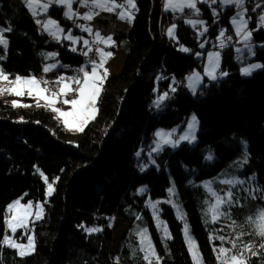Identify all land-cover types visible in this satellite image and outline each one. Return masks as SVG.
Instances as JSON below:
<instances>
[{
    "label": "trees",
    "instance_id": "1",
    "mask_svg": "<svg viewBox=\"0 0 264 264\" xmlns=\"http://www.w3.org/2000/svg\"><path fill=\"white\" fill-rule=\"evenodd\" d=\"M135 4L131 22L116 33L111 46L95 41L103 44L99 49L120 48L125 55L120 71L103 80L98 112L83 131L67 129L35 97L26 95L25 103L13 106L16 96L0 91V264H149L136 222L151 235L156 251L155 256L149 253L151 264H193L186 224L202 264H221L218 250L231 249L230 241L237 247L229 256L251 243L258 254L244 250L248 264H264V239L247 219L264 209V0L247 1L252 50L240 52V42L225 35L218 45L225 48L220 72L227 75L197 93L185 78L205 65V55L194 54L197 26L166 10L164 0ZM199 5V17L212 26V37L216 39L220 23L234 35L230 17L235 7L217 5L215 16L216 4ZM48 14L70 23L63 5L51 3ZM172 24L175 36L168 33ZM0 29L7 40L6 47L0 44V64L10 77L42 73L50 51L62 63L50 67L57 76L67 65H92V50L85 55L72 49L71 42L40 31L24 0H0ZM247 57L261 67L243 74L241 59ZM173 77L178 79L175 89ZM156 87L169 93L159 106ZM193 113L199 120L196 142L165 146L153 154L158 165L142 170L137 153L149 145L154 129L178 124ZM208 149L214 151L213 160L206 158ZM50 183L54 192L46 200ZM229 191L231 202L219 207L225 215L213 222L215 193L227 201ZM16 198L44 202V216L32 223L34 250L23 256L3 242L7 208ZM114 217L130 223L119 241L109 227ZM90 225L99 231H87ZM241 232L245 235L237 239Z\"/></svg>",
    "mask_w": 264,
    "mask_h": 264
},
{
    "label": "rangeland",
    "instance_id": "2",
    "mask_svg": "<svg viewBox=\"0 0 264 264\" xmlns=\"http://www.w3.org/2000/svg\"><path fill=\"white\" fill-rule=\"evenodd\" d=\"M23 0H19V2H22ZM26 2V0H24ZM44 1V0H43ZM46 1H52V3H56L59 5H63L62 3H58L56 2V0H45ZM125 0H104V2L106 3V7L105 8H100L97 7L94 3L93 0H87V3H84V0H72L71 3V8L68 7L67 3H65L64 6V18L67 19L68 21H70L69 25H65L62 24L60 22V20L56 19L54 16L47 14V15H38L37 17H35V22L37 20H39L41 23H37L38 28L40 29V31L48 34L49 36H51L53 39L55 40H67L69 42H71V48L74 50H82L85 51V53H88L91 50V46H90V42L92 40L94 41H101L97 39V33L102 34L101 37L102 42H104L105 40H107L108 37L110 36V32L105 31V26L104 25H100L96 22V17L97 15L100 13L102 14V12H111L108 11L107 8H112L114 10V7L117 8V10H122L125 9L126 13L128 14V12L130 13V15H134L135 9L134 8H130L127 7L126 5H124ZM168 3L171 5L170 8H172L173 10L171 11H175L177 14H182L183 17L187 20V22L192 21L195 23H191L193 26H197V33H198V49L195 50L194 54L197 55L198 57H201L202 55H205V65L203 67V69H195L193 71H190L186 76V80H187V87L197 93L199 91V89L201 88L202 85H209L210 82L212 80H217L219 78L223 79V75H221L222 73L225 72H220V68L222 65V55H221V51L218 49L217 45L218 43H222L221 40H223L225 38V35L229 36L230 39H237L240 41V45H239V49H242V52L245 53L246 51L249 52V50H252V31L251 28L249 27V23H250V19L251 17L248 15V7H247V1L248 0H243V3L240 5H237L234 0L232 3H228L225 4L223 2V0H215V2H213V4H216L214 7H212V11L214 13L215 16H217V14L220 12L219 7L217 5L222 6L223 8H227L229 6H233L235 7V12L231 15L230 17V24L233 28V34L228 33V29L227 26L222 25L221 23L218 24V26H216V39L214 37L211 36L210 34V27H212L210 24H207L206 20L203 19L202 17H199V12H200V3H208L207 0H196V6L195 8H191L187 6V0H167ZM220 4H217V3ZM135 3V0H134ZM51 7V4L49 5ZM198 10V11H197ZM71 12L72 15L69 17L67 15H65L66 12ZM128 11V12H127ZM124 14V11H122ZM243 14L242 16L240 14ZM86 14H91L92 15V19L88 20L85 19V15ZM125 14V15H127ZM262 17H264V13L260 14V20L262 22ZM233 18H235L237 21H243L245 22L243 30L240 32V34H237L236 28L237 25L233 24ZM118 21H120L122 18L121 16L118 17ZM55 21L56 23L52 26H50L49 29H45L44 24L47 21ZM128 22H131L129 19H126ZM203 23H200V22ZM122 22V21H121ZM128 22H124L127 26H128ZM264 23V22H263ZM112 26H115L117 29H125L127 28L125 24L120 23V22H115L114 19L111 22ZM232 28H230V30H232ZM59 29V30H58ZM86 29H91V31H87ZM172 30L171 34L169 33V30ZM62 30V31H60ZM176 26L175 24H172L169 26L168 28V33L171 36H175L176 34ZM221 32L224 33L223 36H221ZM245 33H250L251 35L245 39ZM71 36L72 39H69L68 37ZM5 39V37H3ZM92 39V40H91ZM84 41H88L87 44L84 43ZM221 41V42H219ZM105 43V42H104ZM113 44V38L111 37V40L108 41L106 43V45L111 46ZM5 46V45H4ZM99 50H103V52H110L111 53V57L107 56V57H102L100 51H97V53L99 54V61L96 63L97 65V72L99 75L103 76L104 75V70H107V74L108 73H118L120 71V59L118 53H114V50L112 49H99ZM113 51V52H112ZM46 57L47 59H45L46 64L45 66L50 67V66H54L51 68L54 69H58L60 68V66L62 65L61 61L57 59V55L55 52H47L46 53ZM52 54V55H49ZM253 51H252V55L253 56ZM109 57V58H108ZM103 58L104 63H103V67H99L101 59ZM110 60V61H109ZM108 61V62H107ZM241 61L243 62V68H248L251 65H261V63L259 61H255L253 59L250 58H244L241 59ZM72 67V65H70ZM75 67H85L87 66L86 62H81L77 65H74ZM92 67L93 65L89 66L86 72L91 73L92 72ZM242 68V69H243ZM258 68H254L251 70V72H253L254 70L259 69ZM0 70H2V66L0 64ZM60 74H58V76L56 77V81L59 82V87L53 91H49V89L45 88V85L43 84V79H41V83L39 85L40 88L42 89H46V91L44 92V95L48 96L49 98L52 97V93L56 92L59 93V89L63 86V84H68L71 88L75 89L77 87H79L78 84L75 83L76 80H80L81 83L83 82V77L84 74H79L77 72H71L68 71V68H64ZM3 72V71H2ZM209 72H212V75L215 76V79H213L211 76L208 75ZM250 72V73H251ZM5 76H7V80H0V87L1 89H11L16 87V84L14 83L16 80V77H10L7 74H4ZM33 76V75H32ZM31 77H27V76H19L21 77L22 81L26 80V79H30ZM34 77V76H33ZM225 77V76H224ZM61 78H63V80H61ZM103 82V81H102ZM178 82L177 77H173L172 79V88H176L175 87V83ZM53 87H56V85H54ZM100 88H102V83L100 84ZM24 91V95H16L15 93L9 92V91H3L6 93H10L14 96H16L14 98V100L17 103H25L24 96L28 95L27 94V87L23 88ZM155 91L157 92L155 98H154V102L155 104L158 103V105L160 103H162L168 96L169 93L166 92L165 90H162V92H159L160 89L158 87H156ZM101 92V91H100ZM99 92V94H100ZM74 94H72L71 96H69V92L66 95H58L57 102L54 105H50L47 103V101H45L42 97L37 96L35 94V92H33V94L31 95V97H35L37 100L41 101L42 103H45L47 105L48 108H50L53 111V107L55 108H59L62 111H70L72 108V105L70 104H64L63 100L64 99H73L76 98V96H78V93L72 92ZM166 94V95H165ZM29 96V95H28ZM98 98L99 95L96 98V102L94 107L97 109L95 115L98 112ZM162 98V99H161ZM55 117L57 118V120L62 123L67 129L71 130V131H80L78 130V125H79V121H72L71 118L70 119V124L69 125H65L63 123V117H61L59 115V113L53 111ZM193 115H195L198 123L194 129V132H192V134L195 135V140H191V139H184L181 140L180 137L185 136L186 134L190 133L189 130V123L192 121V117ZM91 120V119H90ZM89 122V121H88ZM87 122V123H88ZM84 124L83 125V129L84 127L87 125ZM199 130V120L196 114H191L189 115L186 119L182 120L181 122H179L178 124L172 125V126H157L154 129L153 132V137L150 140V143L148 146L142 145L140 146L138 153H140L139 157H142V162H141V169H146L152 165H158L157 160L153 157V154L161 151L165 146H176L178 144H181L183 142H189V143H195L196 142V136ZM160 131L163 132L165 134L171 133L170 136L165 135L164 137H158L156 135V133ZM164 140H170L171 143H164ZM178 141V143H176ZM157 142H160L161 146L158 150L153 151L154 148H156ZM211 155L212 159H208V160H213L215 158V154L213 149H208L207 153H206V158ZM154 161V162H153ZM51 184V189L49 188V185ZM48 185L47 191H46V200L49 199V197L53 194L54 192V184L50 183ZM205 184H207L210 187V190L212 191V193H214L213 189L210 186V181L207 180L205 181ZM217 197H220L217 193H215V198L217 200ZM15 201H19L20 205H28L29 202H31V208L28 209L29 211V215L27 216V219L25 220V224L23 227H17L15 232H12V230L8 227V221L10 219H13L14 217L18 216L23 209L20 208L19 206H15L12 209L9 208V205H13ZM217 203V202H216ZM8 205L7 211V236L11 238L12 241H15V243L19 244V245H24V246H28L29 245V237H32V246L30 248H25V249H20V248H16L18 253H20L21 250H24L28 253L32 252L34 250V246H35V234H34V224H32L33 222L41 219L44 216V202L42 200H25L22 198H16L14 199L10 204ZM37 206H41L40 208H38ZM42 209V211H41ZM37 211H41V216L40 218H37L36 216V212ZM14 219H13V223H14ZM158 224H161L159 221H157ZM142 222H136L135 226L139 227V235L141 233L142 230H145L146 228L142 227ZM187 225V224H186ZM134 226V227H135ZM109 227L112 228L114 230V236L116 238V241H119L121 236L128 232L129 228H130V223L127 220H122L119 219L117 217H114V219L112 220V222L109 224ZM95 226H86V230L88 231V229H94ZM187 229H188V235L190 237L191 233L189 231V227L187 225ZM21 230V231H20ZM147 230V229H146ZM165 230V228H164ZM165 234H167V231H165ZM147 237L150 239L151 244L154 248L153 245V241L151 238V235L149 233V231L147 230ZM186 237V235H185ZM141 241H142V237L140 235ZM188 241V238H187ZM144 249H147V241H144L142 243ZM155 251V249H154ZM156 252V251H155ZM192 254V253H191ZM156 255V253H155ZM101 264H107L102 262Z\"/></svg>",
    "mask_w": 264,
    "mask_h": 264
},
{
    "label": "snow or ice",
    "instance_id": "3",
    "mask_svg": "<svg viewBox=\"0 0 264 264\" xmlns=\"http://www.w3.org/2000/svg\"><path fill=\"white\" fill-rule=\"evenodd\" d=\"M56 2L62 3V4L67 3L68 7L71 8L72 0H56ZM127 2L132 8H135L134 0H127ZM213 2H215V0H213ZM223 2L225 4H228V3H232L233 0H223ZM234 2L237 5H240L243 3V0H234ZM26 3L28 4V7L30 9L33 8V0H26ZM37 3H38V0H37ZM84 3H87V0H84ZM93 3L97 7H100V8L106 7V3L104 2V0H93ZM169 6H171V5L166 4V8ZM187 6L191 7V8H195L196 0H187ZM42 7L46 10L48 5L44 4ZM107 10L112 11L113 9L107 8ZM33 14L35 15L36 12L33 11ZM65 15L70 17L72 15V13L69 11V12H66ZM240 15L242 16L243 14L241 13ZM129 16H130V14H129ZM84 18L91 20L92 15L86 14ZM121 18H124L123 13L121 14ZM261 19H262V22H264V17H262ZM36 22L41 23L39 20H37ZM232 22H233V24L237 25V28H236L237 34H240V32L243 30L245 22H243L242 20L237 21L235 18H233ZM55 23H56L55 21L49 20V21L45 22L44 27H45V29H49L50 26L54 25ZM189 23H195V22L189 21ZM200 23H203V22L201 21ZM86 30L91 31V29H86ZM2 31L3 30L0 29V33H2ZM60 31H62V30H60ZM171 32H172V30L170 29L169 33L171 34ZM96 35H97L98 40L103 39L102 37H100L99 33H97ZM220 35L223 36L224 33L221 32ZM250 35H251L250 33H245L244 38L247 39ZM68 38L72 39L71 36H69ZM110 40H111V37H108L107 40H105L104 42L107 43ZM84 43L87 44L88 41H84ZM0 44L5 45V47L7 46V40L4 39L2 35H0ZM185 50H187V49H185ZM98 51H100L102 57L111 56L110 52L105 53V52H103V50H98ZM49 55H52V54H49ZM85 55H87V53H85ZM91 63L93 65L92 72L91 73L86 72V71L84 72V77H83L82 83L80 80L75 81V83L78 84L79 87L73 89L68 84L65 83L59 89V93H56V92L52 93L51 98L44 95V92L46 91V89L40 88L39 85L41 82L37 81L34 77L22 81L21 77L17 76L16 80L14 82L16 84V87L11 88V89H0V91H9V92L15 93L16 95H24L25 93L23 91V88L27 87V94L29 96H31L33 94V92H35V94L37 96L42 97L50 105H54L57 102L56 98L58 97V95H66L68 92L78 93V96H76V98L63 100L64 104L72 105V108L70 111H62L61 109L55 108V107H53V111L59 113V115L61 117H63V123L65 125L70 124L69 118H71L72 121H79L80 123L78 125V130L83 131V125L86 124L90 119L95 118V113H96L97 109L94 107V105L96 102V98L99 95V92L101 91L100 84L106 78V75H107L106 69L104 70L103 76L99 75L97 72L96 62L92 61ZM103 63H104V60L102 58L99 67H103ZM50 67H54V66H50ZM258 67H261V65H251L248 68H243L242 73L243 74H250L252 69L258 68ZM48 70H49L48 68L45 69V71H48ZM81 71H83V69H81ZM208 75L211 76L213 79H215V76L212 75V72H209ZM221 75H227V73H222ZM0 80H7V76H5L3 74L2 70H0ZM61 80H63V78H61ZM44 83H47V82L45 81ZM13 106H17L16 101H13ZM157 106H159L158 103H157ZM197 123H198V121H197L195 115H193L192 121L188 125L190 133L186 134L185 136L180 137V139L181 140H184V139L195 140V135L192 134V132H194V129H195ZM156 135L158 137H164L165 135L170 136L171 133L165 134L163 132L158 131L156 133ZM164 143H171V141L170 140H164ZM176 143H178V141ZM160 146H161L160 142H157L156 148H154L153 151L158 150L160 148ZM137 155L139 156L140 153H137ZM207 159H212V156L209 155L207 157ZM224 183L235 184L237 182L236 181H224ZM239 183H243V181H240ZM49 188L51 189V184L49 185ZM140 191H144V189H141ZM169 191L171 192L172 189H169ZM227 196H228L227 201H225L222 197H217V203L212 206V210H213L212 220H213V222H215L217 219H219V217L221 215H225V213L219 212V207L221 204L231 202V200H232L231 191H229L227 193ZM15 206H19L20 208L23 209V211L18 216L13 218L15 221L14 223H13V219H10L8 221V227L12 230V232H15L17 227H23L24 226L25 220L27 219V216L30 214L28 209L31 208L32 205H31V202H29L28 205H20L19 201H15L13 205H9V208L12 209ZM37 207L40 208L41 206H37ZM152 207L155 208V204H153ZM41 211H42V209H41ZM41 211L36 212L37 218H40ZM247 219H248L249 223L254 225L255 234L258 235L259 237H261L262 239H264V209L259 210V212L257 213L255 218H253L252 216H249ZM233 223H235V222L233 221ZM88 231L89 232L99 231V229H88ZM165 231H166V229H165ZM140 235L142 237V243L144 241H147V249H146V254L144 256V259L148 260L149 264H151V260L149 259V253L152 256H155V251H154V248L151 244L150 239L147 237V230L146 229L142 230ZM185 235L188 238L189 250L192 253V257H193V264H202V256L199 253L198 246L196 245L194 239H192L188 235L187 225H185ZM243 235H245V233H243V232L239 233L237 239H239ZM218 238L222 241L225 239L224 236H220ZM28 239H29V245L28 246L19 245V244L15 243V241H12L11 238L8 236L4 237L3 242L5 244H8L11 247H14V248L25 249V248H30L32 246V239L33 238L29 237ZM230 243L232 244L231 249L221 246L218 250L217 259L221 261V264H248V260L244 256V250L251 252L252 255L258 254L257 252L252 250L254 247L253 244L245 243V244H243L242 250L236 251L234 254L229 256L228 253L231 252L233 249H236V247H237L235 241H230ZM260 248L264 249V243L260 244ZM19 254L21 256H23V255H26L27 252L24 250H21ZM157 259H159V257H157Z\"/></svg>",
    "mask_w": 264,
    "mask_h": 264
},
{
    "label": "crops",
    "instance_id": "4",
    "mask_svg": "<svg viewBox=\"0 0 264 264\" xmlns=\"http://www.w3.org/2000/svg\"><path fill=\"white\" fill-rule=\"evenodd\" d=\"M124 2V5H126L127 7H130V8H132L129 4H128V2H127V0H125V1H123ZM52 3V1H46L45 2V0L43 1V0H38V3H37V0H33V8L32 9H30L29 7H28V4L25 2V4H26V6L28 7V9H29V11H30V14H31V16L35 19V17H37L39 14L40 15H47L48 14V12H49V9H50V4ZM44 4H47L48 5V7H47V9L45 10L42 6L44 5ZM166 4H169L168 3V1L167 0H164V8L166 9V10H173L172 8H170L171 6H169V7H167L166 8ZM63 5L65 6V3H63ZM135 6H136V4H135ZM135 9V8H134ZM33 11H35L36 12V14L34 15L33 14ZM122 11H124V18H122L120 21H118L119 19H118V17L119 16H121V14L123 13ZM128 12V11H127ZM101 13V12H100ZM98 14L97 15V17H96V22L98 23V24H100V25H104L105 26V31H108V32H110V36L114 39V36L116 35V33L117 32H119V31H125L127 28H125V29H117L115 26H112V24H111V22L113 21V19H114V21L115 22H120V23H123V24H125L124 23V19H126V18H132V15H130L129 16V12H128V14L126 13V10L125 9H122V10H117V8L116 7H114V10H112L111 12H102V14ZM125 14H127V15H125ZM122 21V22H121ZM126 25V24H125ZM126 27H128L127 25H126ZM101 35L102 34H100V37H101ZM102 41V40H101ZM239 41V40H238ZM240 42V41H239ZM112 50H114V53L116 54V53H118V55H119V58L118 59H120V63L119 64H122V61H123V59H124V52L122 51V49H120V48H115V49H112ZM242 51V49H240V52ZM113 52V51H112ZM105 53H108V52H105ZM98 56H99V54H98ZM111 57V56H110ZM109 58V57H108ZM99 59H100V57H99ZM110 61V60H109ZM108 62V61H107ZM121 67V66H120ZM49 68V67H48ZM32 75H30V76H27V77H31ZM32 78H33V76H32ZM186 83H187V80H186Z\"/></svg>",
    "mask_w": 264,
    "mask_h": 264
},
{
    "label": "built area",
    "instance_id": "5",
    "mask_svg": "<svg viewBox=\"0 0 264 264\" xmlns=\"http://www.w3.org/2000/svg\"><path fill=\"white\" fill-rule=\"evenodd\" d=\"M126 22H128L126 20ZM130 23V22H128ZM99 47H103V44L102 43H97V42H93L92 43V49L93 51L91 52V55H90V61H95L97 62L98 61V55L96 53V50L99 48ZM222 48V46L220 47ZM89 57V56H88ZM88 57H85V60H88ZM81 69H83V71H81ZM70 70L72 72H77L79 74H84L85 71H87L86 68H80V67H75V66H70ZM43 79V84L45 85V88L49 89V91H53L55 89H57L59 87V82L56 81V77H54V72H52L51 70H48V71H43L42 73H38L37 75H35V79L37 81H40L41 82V79ZM47 82V83H44V82ZM54 85H56V87H53ZM72 92H69V96H71Z\"/></svg>",
    "mask_w": 264,
    "mask_h": 264
},
{
    "label": "bare ground",
    "instance_id": "6",
    "mask_svg": "<svg viewBox=\"0 0 264 264\" xmlns=\"http://www.w3.org/2000/svg\"><path fill=\"white\" fill-rule=\"evenodd\" d=\"M207 2L210 3V2H213V0H207ZM236 42H237V44L239 43L238 40H236ZM221 46H222V45H217L218 49H219L220 51H223L225 48H223V46H222V48H220Z\"/></svg>",
    "mask_w": 264,
    "mask_h": 264
}]
</instances>
